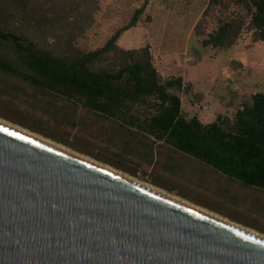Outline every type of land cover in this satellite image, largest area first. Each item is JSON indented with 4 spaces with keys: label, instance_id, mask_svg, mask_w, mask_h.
Here are the masks:
<instances>
[{
    "label": "rangeland",
    "instance_id": "rangeland-1",
    "mask_svg": "<svg viewBox=\"0 0 264 264\" xmlns=\"http://www.w3.org/2000/svg\"><path fill=\"white\" fill-rule=\"evenodd\" d=\"M35 1L48 6L77 3L78 12L89 9L91 25L75 41L83 50L100 47L145 2L140 20L121 34L118 44L123 48L148 45L163 77L181 75L191 82L201 96L198 100L183 95L182 107L202 122L218 114L232 118L239 103L231 93L241 98L264 92V44L254 42L250 31L228 49L202 46V39L215 27L210 15L197 27L208 0ZM232 100L236 106L229 104ZM0 118L264 234V189L247 186L187 154L183 157L192 160L184 162L168 145L132 126L3 73Z\"/></svg>",
    "mask_w": 264,
    "mask_h": 264
},
{
    "label": "trees",
    "instance_id": "trees-1",
    "mask_svg": "<svg viewBox=\"0 0 264 264\" xmlns=\"http://www.w3.org/2000/svg\"><path fill=\"white\" fill-rule=\"evenodd\" d=\"M73 4L0 0V73L132 126L226 176L264 189V92L241 98L231 93L239 103H229L236 106L233 117L218 114L212 122H202L182 107L183 95L201 96L191 82L181 75L163 77L148 45L118 44L121 34L140 20L145 2L92 50L75 44L91 17L89 9L78 12ZM209 15L215 27L202 46L231 48L245 31L264 44V0H208L197 27Z\"/></svg>",
    "mask_w": 264,
    "mask_h": 264
},
{
    "label": "water",
    "instance_id": "water-1",
    "mask_svg": "<svg viewBox=\"0 0 264 264\" xmlns=\"http://www.w3.org/2000/svg\"><path fill=\"white\" fill-rule=\"evenodd\" d=\"M0 264H264V239L0 123Z\"/></svg>",
    "mask_w": 264,
    "mask_h": 264
},
{
    "label": "bare ground",
    "instance_id": "bare-ground-1",
    "mask_svg": "<svg viewBox=\"0 0 264 264\" xmlns=\"http://www.w3.org/2000/svg\"><path fill=\"white\" fill-rule=\"evenodd\" d=\"M0 123H2L4 125H7V126H9L11 128H14V129H16L18 131H21V132H23L25 134H28V135L36 138V139H39V140H41V141H43V142H45L47 144H50V145H52V146H54L56 148L64 150V151H66V152H68V153H70L72 155H75V156L80 157V158H82L84 160H87V161H89L91 163H94V164H96L98 166H101V167H103V168H105V169H107V170H109L111 172H114L117 175H120V176H122L124 178H127V179H129V180H131V181H133L135 183H138V184H140L143 187H146V188H148V189H150L152 191H155V192H157L159 194H162V195H164L166 197H169V198H171V199H173V200H175V201H177L179 203L187 205V206H189L191 208H194V209H196V210H198L200 212L206 213V214H208V215H210V216H212V217H214V218H216V219H218L220 221H223L225 223H229V224H231V225H233L235 227H238V228H240V229H242V230H244V231H246L248 233H251V234H253L255 236H258V237L264 239V234H262V233H260V232H258L256 230H253V229H251L249 227H246V226L241 225V224H239L237 222H234V221H232V220H230V219H228V218H226V217H224V216H222V215H220L218 213H215V212H213L211 210H208L206 208H203V207H200V206H198L196 204H193V203L189 202L188 200H186L184 198H181V197H179V196H177L175 194H172V193H170V192H168V191H166L164 189H161V188H159V187H157V186H155L153 184L139 182V181L133 179L132 177L128 176L127 174H125V173H123L121 171L115 170L114 168H112V167H110V166H108V165H106L104 163L97 162L94 159H92V158H90L88 156H85L83 154H80V153H78V152H76L74 150H71V149L67 148V146H63L62 144L57 143V142H55V141H53V140H51L49 138H46V137H43V136H41V135H39L37 133L31 132L30 130H27V129H25V128L17 125V124H14V123H12L10 121H7L5 119H2V118H0Z\"/></svg>",
    "mask_w": 264,
    "mask_h": 264
},
{
    "label": "crops",
    "instance_id": "crops-1",
    "mask_svg": "<svg viewBox=\"0 0 264 264\" xmlns=\"http://www.w3.org/2000/svg\"><path fill=\"white\" fill-rule=\"evenodd\" d=\"M192 84V83H191ZM192 87H193V91L195 92V93H198V92H196L195 91V88H194V86H193V84H192ZM216 117V116H215ZM215 118H213L211 121H208V122H212L213 120H214ZM205 123H207V122H205ZM153 138V137H152ZM153 140H155L154 138H153ZM156 142H158V143H160V144H165V143H162V142H160V141H157V140H155ZM167 145V144H166ZM169 146V145H168ZM170 148H172L171 146H169ZM173 150H175L174 148H172ZM178 154H179V156H184L183 154L184 153H181V152H179V151H177V150H175ZM193 158V157H192ZM183 160H184V162H186V161H188V160H192V159H190L189 157L188 158H185V157H183ZM157 186V185H156ZM159 186V185H158ZM162 188V187H161ZM168 191V190H167ZM180 196V195H179ZM182 197V196H181ZM189 200V199H188ZM189 201H191V200H189Z\"/></svg>",
    "mask_w": 264,
    "mask_h": 264
}]
</instances>
